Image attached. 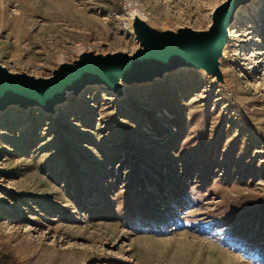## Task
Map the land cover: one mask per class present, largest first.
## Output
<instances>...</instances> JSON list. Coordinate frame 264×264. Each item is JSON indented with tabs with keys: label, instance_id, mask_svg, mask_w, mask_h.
Returning <instances> with one entry per match:
<instances>
[{
	"label": "rangeland",
	"instance_id": "rangeland-1",
	"mask_svg": "<svg viewBox=\"0 0 264 264\" xmlns=\"http://www.w3.org/2000/svg\"><path fill=\"white\" fill-rule=\"evenodd\" d=\"M224 1L0 0V66L49 78L83 52H134L130 9L157 31L203 32ZM232 35L222 82L183 68L121 96L86 87L55 114L0 112V253L264 264V0Z\"/></svg>",
	"mask_w": 264,
	"mask_h": 264
},
{
	"label": "water",
	"instance_id": "water-1",
	"mask_svg": "<svg viewBox=\"0 0 264 264\" xmlns=\"http://www.w3.org/2000/svg\"><path fill=\"white\" fill-rule=\"evenodd\" d=\"M251 0H226L212 14L203 32L181 28L176 32L157 31L144 20L131 17L130 26L138 48L131 54L83 52L72 63H61L49 78L11 73L0 66V112L9 107L39 108L46 114L65 103V94L78 97L86 87L104 86L117 96L122 87L151 83L179 69L204 71L222 82L219 59L228 41V28L237 9Z\"/></svg>",
	"mask_w": 264,
	"mask_h": 264
},
{
	"label": "bare ground",
	"instance_id": "bare-ground-1",
	"mask_svg": "<svg viewBox=\"0 0 264 264\" xmlns=\"http://www.w3.org/2000/svg\"><path fill=\"white\" fill-rule=\"evenodd\" d=\"M254 2V0H251L249 3H247L246 5H242V6H240L238 9H237V11H236V13H235V15H234V19H233V22H232V24L229 26V28H228V41H227V43H226V45L224 46V48H223V51H222V57L219 59V62L224 58V54H225V51L227 50V44L229 43V42H231V41H233V39L235 38V36H233L232 35V30H233V28H234V26L237 24V22L240 20V17H242V16H244V10L246 9V8H248V7H250L251 5H252V3ZM130 4V5H129ZM129 7H131L132 5H131V2L129 1ZM133 8V7H132ZM131 10V9H130ZM129 10V16H130V19H131V17H133V16H135V17H138L140 20H144L145 21V15L144 16H141V15H137V13H134L133 14V12H131ZM134 11V10H133ZM136 11V10H135ZM245 18V17H244ZM221 73V72H220ZM221 75L223 76V74L221 73ZM123 83H120V85H122ZM94 87H97V88H102V90H104L105 89V87L103 86V87H99V86H94ZM72 97H75L74 95H73V92L72 91H68L66 94H65V99H66V102H67V99L69 100L70 98H72ZM16 107V106H15ZM17 108V107H16ZM54 112H55V109H54Z\"/></svg>",
	"mask_w": 264,
	"mask_h": 264
},
{
	"label": "trees",
	"instance_id": "trees-1",
	"mask_svg": "<svg viewBox=\"0 0 264 264\" xmlns=\"http://www.w3.org/2000/svg\"><path fill=\"white\" fill-rule=\"evenodd\" d=\"M0 264H18L12 258L0 253Z\"/></svg>",
	"mask_w": 264,
	"mask_h": 264
},
{
	"label": "built area",
	"instance_id": "built-area-1",
	"mask_svg": "<svg viewBox=\"0 0 264 264\" xmlns=\"http://www.w3.org/2000/svg\"><path fill=\"white\" fill-rule=\"evenodd\" d=\"M127 22H128V25H129V26L126 27V30H127V28L131 27V26H130V16H129V19H127ZM127 31H128V30H127Z\"/></svg>",
	"mask_w": 264,
	"mask_h": 264
}]
</instances>
